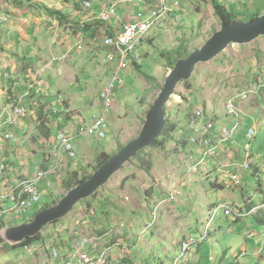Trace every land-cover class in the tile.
<instances>
[{"label": "rangeland", "instance_id": "rangeland-1", "mask_svg": "<svg viewBox=\"0 0 264 264\" xmlns=\"http://www.w3.org/2000/svg\"><path fill=\"white\" fill-rule=\"evenodd\" d=\"M97 1L94 7L98 9L116 6L117 15L121 18L126 17L123 8L131 5V21L141 9L137 2L122 3L127 0ZM181 1L183 12L155 28L132 54L123 70L121 77L124 85L115 91L114 112L107 139L78 138L75 129L71 133L67 129L68 123L76 116L77 122L84 119L88 125L93 117L99 116V95L111 78L109 73L101 78L100 83L93 66L87 61L78 68L80 80L71 82L73 87L70 85L77 95L72 101L81 104L80 100L84 102V98L89 97L95 107L89 106L69 113H57L51 109L43 113L42 117L45 123L52 125L59 121L60 128L56 136L64 132L74 139L76 158L63 162L58 177L52 180V187L46 183L39 185L42 200L30 208L26 216L6 218L0 225L13 227L29 223L45 207H55L68 195L69 188L76 181L90 175L92 177L101 155L115 156L122 147L139 137L147 114L159 97L178 56L184 53L191 55L200 50L221 30V22L212 5L214 0ZM220 1L241 22L254 14H264V0H238L235 3ZM101 27L104 28L103 25ZM95 54L94 60L100 61L103 53L98 49ZM217 59L212 66L200 65L192 79L177 88L166 107V120L171 127H175L166 147H151L140 153L93 197L79 203L69 216L46 227L40 234L41 240L35 242L38 247L45 241L51 254V248L59 252L63 249L62 241L66 235L61 234L70 230L72 241L81 240L76 248L85 240L101 238L102 251L106 252L111 264H172L179 257L180 244L189 239L195 244L190 248L186 261L180 260L179 264H255L264 260V225L257 222L254 216H246L247 211H243L240 220L235 215L225 217L224 211L219 212L208 229V237L201 243L214 207L227 205L238 213L240 208L245 210L246 203L254 204L255 207L264 204V114L260 122L261 129L256 135L259 134V137H255L252 142L241 139L235 145L237 151L229 155V161L220 165L216 159L205 157L201 147L190 142L197 135L181 128L187 125L185 120L197 108L206 113L208 102L220 107L228 98H237L238 108L242 104L244 106L246 101L253 103L252 91L258 89L253 79L256 65L262 67L258 69L264 76V37L248 45L230 46ZM100 69L96 68V71ZM64 76L69 75L67 73ZM219 92H224V95L215 101L214 95ZM66 100L62 107L70 106L71 100ZM178 119L180 123L175 126ZM227 119L234 124H224L222 128L229 130L232 140L237 120ZM251 155H255L254 160L250 158ZM1 165L6 167L5 162L1 161ZM246 166L248 170L244 169ZM257 168L260 172H256ZM6 169V182L37 174L8 180ZM228 169L238 176L242 182L241 188L224 190L216 187L217 184L222 186L226 180L223 175ZM251 233L255 236L249 237ZM258 251H261L260 255ZM0 264H56V261L47 252L33 255L25 250V246L14 248L6 242L0 244Z\"/></svg>", "mask_w": 264, "mask_h": 264}, {"label": "crops", "instance_id": "crops-1", "mask_svg": "<svg viewBox=\"0 0 264 264\" xmlns=\"http://www.w3.org/2000/svg\"><path fill=\"white\" fill-rule=\"evenodd\" d=\"M86 1L93 2V6L98 3L95 0H0V162L6 164L8 180L34 175L41 167L48 165V147L50 141L56 138L60 126L59 121L53 125L45 123L46 136L39 129V116L43 117V113L46 114L51 109L54 112L69 113L89 106L95 107L89 97H85L84 102L80 100L81 104L73 103L72 100L77 95L70 88L71 82L80 80L77 70L84 61L93 66V72L98 76L100 83L101 78L105 76L102 69L105 49L100 40L108 34L110 27L106 25H103L104 28L101 27L102 24L94 18L97 11L101 9L84 8L82 3ZM129 1L122 3L130 4ZM141 1L143 0H134L142 8ZM147 2L152 3L151 0ZM130 6L123 8L126 10V17L121 18L117 15L119 19L113 21L112 27L118 26L120 22L130 21ZM43 7L57 11L59 15H50ZM79 44L82 50L77 49ZM98 49L103 53V57L97 62L94 57ZM217 60L207 66H212ZM255 67L253 79L258 89L252 91L254 99L252 104L246 101L244 106L242 104L238 108V119H235L237 125L234 127L232 140L228 142V146H226L227 143H221V138L224 124H234L227 119L225 109L231 98H228L226 102L223 101L220 107L216 103L213 104L214 102L207 103L206 116L199 125L198 133L189 129L191 116L185 120L187 125L181 126L182 129L186 128L193 132L195 136L200 135L207 124L211 125L212 130L208 133L207 140L217 147L215 156L212 158L216 159L219 165L226 160L229 161V155L237 151L235 145L241 139L248 140L246 136L250 131L255 130L257 135L258 130L261 129L260 122L264 114V98H262L264 76L258 69L262 67L259 64ZM96 68L101 69L96 71ZM67 73L69 76L65 77ZM58 78H60L59 81ZM36 80H41L40 91L39 87H35ZM222 95L224 92L214 95V100L219 101ZM66 99L71 100L67 108L62 107ZM99 104L101 106V102ZM19 107L24 109L25 115L16 114V109ZM76 117L67 125L70 133L72 129L77 128ZM179 123L180 119L174 125ZM9 134L15 137L14 141L8 140ZM258 137L259 134L256 138ZM250 158L254 160L255 155H251ZM256 172H260V169L257 168ZM216 187L222 188L221 184H217ZM254 208H256L254 204L246 203L243 211L249 212ZM243 211L242 214H244ZM257 214L252 216L259 217L260 220L257 222L264 225V210ZM61 235H65L62 241L63 249L60 250L62 255L74 250L81 241H72L70 230ZM90 241V252H103L101 238H92ZM41 243L39 252H47L51 256L46 242ZM55 261L56 264H65V262ZM263 261L260 260L255 264H263Z\"/></svg>", "mask_w": 264, "mask_h": 264}, {"label": "built area", "instance_id": "built-area-1", "mask_svg": "<svg viewBox=\"0 0 264 264\" xmlns=\"http://www.w3.org/2000/svg\"><path fill=\"white\" fill-rule=\"evenodd\" d=\"M151 1V4H149L147 0L141 1L143 2V6L136 14L135 19L126 23L120 22L118 26L115 27H112L113 21L119 19V17H117L116 6H109L104 10L101 9L97 11L94 18L99 21L100 24L110 27L108 34L100 40V43L105 49L102 69L104 75L108 76L110 73L111 78L106 82L99 95L101 100V112L99 116L93 117L89 125L84 119H79L77 128H75L78 133V138L94 137L96 139H107L110 135V117L114 110L115 91L118 87H123L124 85L121 74L130 62L132 54L155 28L183 12L181 0ZM237 1L238 0H228L229 3H235ZM133 2L134 0L129 1L130 4ZM82 6L87 9L94 8L93 2H83ZM77 49L82 50L81 44L77 45ZM40 81L36 80L35 82V87H39V91L41 86ZM237 101V98L228 100L225 106L228 118L238 119ZM16 114L25 115V111L22 107H19L16 109ZM205 114L206 113L201 108L195 110L191 115L189 129L198 133L199 125L205 118ZM211 130V125L207 124L203 132L197 135V137L192 138L190 142L195 146L201 147V151L205 157L208 156L212 158L215 156L217 147L207 140L208 133ZM255 136L256 131L253 130L247 134L246 138L252 142ZM7 138L10 141L15 140V137L11 134H9ZM230 139L231 135L229 130L223 129L221 143L226 144L231 141ZM73 141L74 139L71 138L70 135H67V133H59V135L50 142L48 147V164L50 163V165L44 170L37 172L34 177L6 182V167L5 165L0 166V222L4 221L6 218L24 217L28 214L30 208L41 202L42 195L39 185L46 183L48 187H52V180L58 177L63 162L76 158ZM244 169L248 170L249 167L246 166ZM223 177L226 180L222 184V189L232 190L234 188H241L242 182L234 172L228 169ZM261 210H264V204L247 212L246 216L257 214ZM221 211H224L225 217L235 215L238 220L243 217V209H239L237 213L236 210L227 205L214 207L210 215V220L207 222L205 231L203 232L201 243L208 237V229ZM248 236L254 237L255 235L251 233ZM194 244L195 242L192 239L188 241L183 240L179 246V257L175 259L172 264H179L180 260L186 261L190 248ZM90 245L91 241L85 240L77 248L65 255H62L61 251L57 252L56 249H53L51 255H53L54 260L65 262V264H111L107 262V258L109 257L106 252H90ZM25 250L33 255L40 251L36 243L26 245ZM260 253L261 251L257 252L258 255H260Z\"/></svg>", "mask_w": 264, "mask_h": 264}, {"label": "water", "instance_id": "water-1", "mask_svg": "<svg viewBox=\"0 0 264 264\" xmlns=\"http://www.w3.org/2000/svg\"><path fill=\"white\" fill-rule=\"evenodd\" d=\"M261 37H264V14L252 21L221 24V30L215 33L204 47L193 52L188 58L177 61L159 97L148 112L142 132L137 139L100 167L89 180L69 191L55 207L37 213L29 223L0 228V244L6 242L12 245L20 244L40 235L46 227L69 216L79 203L93 197L137 155L153 147L165 129L167 117L165 109L180 84L189 82L200 65L213 62L230 46L248 45Z\"/></svg>", "mask_w": 264, "mask_h": 264}, {"label": "trees", "instance_id": "trees-1", "mask_svg": "<svg viewBox=\"0 0 264 264\" xmlns=\"http://www.w3.org/2000/svg\"><path fill=\"white\" fill-rule=\"evenodd\" d=\"M213 9H214V13L216 15V17L219 19V21L221 22V24H232V23H235L238 21L237 17H236V14H234V12H232L228 7L224 6L222 4V2L220 0H214L213 3ZM43 9L45 10L46 13L50 14V15H59V13L57 11H51L45 7H43ZM262 15V13H258V14H254L253 16H250L248 17L247 19H245V21H252V20H256L258 19L260 16ZM189 57V54L187 53H184L183 54H180L177 58V60L175 61V63L173 64V67H175L177 61L179 60H182V59H186ZM173 69V68H172ZM165 113H166V116H167V110L165 109ZM168 118V116L166 117V119ZM39 122H40V126H39V129L42 131V133L44 135H46V131H45V127H46V124H45V121L42 119V116H39ZM175 129V127H171L169 125V122L168 120H166V126H165V129L163 130L161 136L158 138V140L155 142V144L153 145L152 148H159V149H164V147H166V144L168 142V139L170 137V134L172 133V131ZM47 136V135H46ZM124 147H122L120 151L123 150ZM138 156V155H137ZM114 156H108L106 154H103L99 157L97 163H96V166H95V169H94V173L100 168L102 167L104 164H106L111 158H113ZM89 178H91V175L88 176L87 178H84L82 180H79V181H76L74 183V185L72 187L69 188L68 191L72 190L73 188L77 187L78 185L86 182ZM47 210L48 208L45 207L44 209H42L41 211L43 210ZM40 212V211H39ZM258 215V214H256ZM255 215V219L256 221L260 220L259 217H257ZM262 221V220H261ZM4 225H0V228H3ZM41 240V235H38L34 238H29L27 240H25L24 242L20 243V244H17L16 246L15 245H12V247L16 248V247H24L28 244H32V243H35L36 241L39 242ZM223 260V258H222ZM200 264V263H198ZM235 264H239L238 262H236Z\"/></svg>", "mask_w": 264, "mask_h": 264}, {"label": "bare ground", "instance_id": "bare-ground-1", "mask_svg": "<svg viewBox=\"0 0 264 264\" xmlns=\"http://www.w3.org/2000/svg\"><path fill=\"white\" fill-rule=\"evenodd\" d=\"M74 256H77V255H74ZM107 262L110 263V259H109V258H107ZM83 264H84V263H83Z\"/></svg>", "mask_w": 264, "mask_h": 264}]
</instances>
